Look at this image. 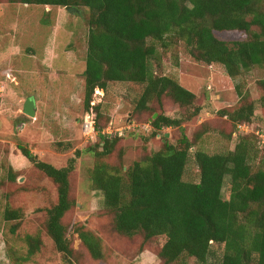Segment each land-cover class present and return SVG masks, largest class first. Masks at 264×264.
Here are the masks:
<instances>
[{
  "label": "trees",
  "instance_id": "16d2710c",
  "mask_svg": "<svg viewBox=\"0 0 264 264\" xmlns=\"http://www.w3.org/2000/svg\"><path fill=\"white\" fill-rule=\"evenodd\" d=\"M9 1L89 10L84 105L86 111L92 108L95 113L96 130L90 139L94 147L87 149L96 158L89 176L93 188L103 194V207L114 215L115 229L129 238L141 235L145 242H155L162 264H185L188 258H194L197 264H264V169H253L256 149L252 138L240 137L232 151L209 154L196 150L194 162L199 180L185 181L194 143L183 132L182 123L198 116L202 107L196 104L194 93L175 78L156 73L152 64L159 47L170 50L184 42L195 61L220 64L229 77L237 80L235 87L241 102L219 114L234 127L251 122L255 104L246 99L239 79L254 67L264 66V0ZM215 31H241L247 36L228 44ZM111 82L143 85L136 110L149 111L150 116L158 113L144 124L150 126L152 137L163 127L181 129L176 143L162 135L160 149L134 161L126 170L121 163L104 161L122 135L103 134L110 122L100 124L99 106L91 105L95 89L105 92ZM260 84L263 103L264 81ZM164 98L181 110L178 118L161 111ZM130 130L137 136L138 131ZM19 149L27 158H33L34 166L56 185L57 200L46 209L45 230L62 264H78L63 222L73 205L70 174L75 158L57 168L37 160L22 145ZM81 152L76 150L75 155ZM227 177L230 195L224 199L222 190ZM3 217L6 221L18 220L20 212L7 206ZM16 228L17 225L11 231L14 233ZM74 231L92 258H103L97 234L82 226ZM24 240L27 252L20 261H28L43 246L38 234H26ZM214 244L222 248L220 257Z\"/></svg>",
  "mask_w": 264,
  "mask_h": 264
},
{
  "label": "rangeland",
  "instance_id": "374dc122",
  "mask_svg": "<svg viewBox=\"0 0 264 264\" xmlns=\"http://www.w3.org/2000/svg\"><path fill=\"white\" fill-rule=\"evenodd\" d=\"M88 16L85 7L67 10L0 0V264H62L45 230L46 209L57 200L56 185L34 166L33 158L21 153L19 145L37 160L57 168L75 158L70 174L73 205L63 222L78 264H162L155 242H145L141 235L129 238L115 229L113 213L103 207V194L93 188L90 180L96 158L87 149L94 144L82 132ZM215 35L228 44L247 36L241 31H215ZM152 64L156 73L175 78L194 93L196 104L202 107L198 116L182 123L183 132L194 143L183 176L185 181L199 180L194 162L196 150L209 154L232 151L242 136H250L255 144L253 169H264V144L260 138L264 133L260 84L264 81V66L254 67L239 79L246 99L255 104L251 122L241 123L246 126L240 129L219 114L242 100L236 91L237 80L229 77L222 65L195 61L182 41L170 50L159 47ZM142 90L140 84L111 82L105 92L97 88L92 96L91 105L99 106L100 124L113 122V128L122 129L123 133L104 161L121 163L124 170L160 149L162 135L176 143L181 134V129L163 127L156 137L151 136L150 126L145 128L144 124L153 115L136 110ZM26 98L34 100L33 117L23 113ZM160 109L173 118L181 112L168 98L162 100ZM131 128L138 131L137 136L132 135ZM142 130L146 131L140 134ZM76 150L82 151L79 156L75 155ZM229 188L227 177L222 190L224 199L229 198ZM7 206L19 210L18 220H4ZM15 225L13 233L11 228ZM81 226L100 237L102 259L92 258L81 243L74 231ZM26 234L40 235L43 246L28 261H20L27 252ZM213 247L220 257L221 246ZM185 264L197 263L188 258Z\"/></svg>",
  "mask_w": 264,
  "mask_h": 264
},
{
  "label": "built area",
  "instance_id": "2783aa9c",
  "mask_svg": "<svg viewBox=\"0 0 264 264\" xmlns=\"http://www.w3.org/2000/svg\"><path fill=\"white\" fill-rule=\"evenodd\" d=\"M94 121H95V113L93 111V109H89L88 111H86L85 114V118H84V123L82 125V132L83 135L86 136L87 138L91 139V137H93V135L96 134V130L94 127ZM114 124L113 122H110V125L102 132L103 134H112L113 132L118 133L119 136H121L122 133V129L119 128H113ZM148 125H145V128ZM242 126H246L244 124H239L238 128H242ZM260 138L262 139V143L264 144V133L260 134Z\"/></svg>",
  "mask_w": 264,
  "mask_h": 264
},
{
  "label": "water",
  "instance_id": "95a60500",
  "mask_svg": "<svg viewBox=\"0 0 264 264\" xmlns=\"http://www.w3.org/2000/svg\"><path fill=\"white\" fill-rule=\"evenodd\" d=\"M67 10H71L72 7L71 6H66L65 7ZM23 113H25L26 115L33 117L36 113V108H35V103L34 100L32 98H26L24 106H23ZM157 116V113H154L152 118L150 119V122L155 119ZM167 137V135H166Z\"/></svg>",
  "mask_w": 264,
  "mask_h": 264
}]
</instances>
